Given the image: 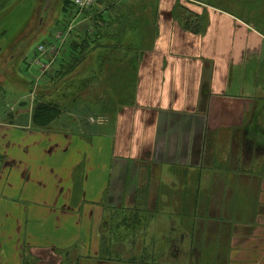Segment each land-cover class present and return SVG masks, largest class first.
<instances>
[{"label":"crops","instance_id":"obj_1","mask_svg":"<svg viewBox=\"0 0 264 264\" xmlns=\"http://www.w3.org/2000/svg\"><path fill=\"white\" fill-rule=\"evenodd\" d=\"M130 1L122 67L95 51L72 75L97 83L79 105L97 121L68 127L66 110L38 130L0 116V264H264V0L244 7L249 20Z\"/></svg>","mask_w":264,"mask_h":264},{"label":"rangeland","instance_id":"obj_2","mask_svg":"<svg viewBox=\"0 0 264 264\" xmlns=\"http://www.w3.org/2000/svg\"><path fill=\"white\" fill-rule=\"evenodd\" d=\"M194 1L222 8L232 14L245 18L248 17L243 12L244 7L252 3V0H241L240 4L243 3L244 6L236 10L235 7L239 0ZM43 2L44 0H0V8L3 7L0 10V116L3 117L5 122H8L9 118L15 116L18 113L17 111H20V114L25 115V117H31L38 103H49L56 105L59 110V114L54 120L56 128L61 127L60 120L66 110L68 115L76 116V118H68V127H73V123L70 120L74 121V119L83 121L86 124L90 121L92 122V119L97 121L94 116L93 118L88 117L91 115L86 108L79 109L81 103L86 105V103H91L96 99L95 95H98L95 88L97 87V83L91 78L85 82L74 80L69 84H63L62 79H57L59 74L57 76L56 74L61 69L70 70L77 62L72 58L71 51L76 49L85 39L88 42L82 45V48L86 47L87 49V59L95 52V48L102 47L106 43L105 41L120 39L121 37L119 36L124 33V25L129 15V12L125 10V6L129 5L131 1L99 0L96 6L88 13H79L72 6L71 0H53L51 7L43 16V21L38 32L31 37V33L36 28L40 17ZM145 2L152 4L155 0L143 1V3ZM102 8L110 9V11L102 13L101 17L104 19L106 25H99L100 29L97 30L95 14L98 9ZM75 21L78 23V26H76ZM70 24H74L76 26L75 31L79 33L76 34L72 43H61L58 37L60 39V35L64 32L65 27ZM257 28L264 34V25ZM85 31L86 34H84ZM79 34L80 36L78 37ZM98 34L100 35L97 36ZM38 47L44 48L43 53L37 50ZM104 49L103 51L109 54L116 52V56L114 54L106 56L103 62H107L108 57H111L110 60L115 61L116 67H122V65L118 66L120 64V61L117 60L119 53L117 54L116 50H109L110 48L108 47ZM17 50H19L18 54L3 69V63ZM64 51L71 53V59L64 60L63 57L60 58L61 53ZM78 52L83 53L84 50L82 49ZM48 56L50 59L54 57H57V59L54 62L52 61L54 64L46 72L42 73L45 66H47L46 63H50ZM34 68L37 69L34 70ZM88 68H91V63L88 64ZM104 79L106 81V76ZM116 82L118 83V79H116ZM103 93V91L99 92L101 98L100 103H97V106H95V109L98 107L95 110L96 112L106 111L109 104L101 103L104 99L105 101L109 100L108 94ZM113 94L114 92H111L110 96H113ZM254 103L264 105V89L262 87L258 99ZM8 148L11 149V145H8L6 149ZM6 149L2 152H6ZM0 159L2 162L3 157ZM122 222L121 219L117 218L110 225L111 240L114 239L116 242L122 243L124 235ZM165 227V224L160 225L158 230L163 232L166 229ZM63 256L65 260L63 264H69L67 263L69 262V255Z\"/></svg>","mask_w":264,"mask_h":264},{"label":"trees","instance_id":"obj_3","mask_svg":"<svg viewBox=\"0 0 264 264\" xmlns=\"http://www.w3.org/2000/svg\"><path fill=\"white\" fill-rule=\"evenodd\" d=\"M99 0H95V4H97ZM102 1V0H101ZM100 3V2H99ZM3 7L0 8V10H2ZM99 11V10H98ZM102 14L99 15L98 12H96L95 17H96V29H100L99 25H106L104 19L101 17ZM125 30L130 31V28L124 29V33L123 35L119 36L121 37L118 40H114V41H105L106 43H102V47H96L95 51L98 52H102L103 50H105V47L110 48L109 50H119L122 47H128L129 44H124V42L122 41V38L124 37L125 34ZM78 34V33H77ZM83 34V33H82ZM86 34V31L85 33ZM89 35V33H87ZM100 34H98L97 36H99ZM80 36V34H79ZM74 38V37H73ZM74 40V39H73ZM73 42V41H71ZM86 42H88L86 39L84 40L83 43H80L76 49H74L72 52V58L75 59V61H77L72 68L67 69V70H60L58 71V73L56 74V76L58 77L57 79H62V82H64L63 84L69 83V80H72L71 82H73L75 79V76H72L75 74L76 70L81 67L82 65H85V62L87 61V49L86 47L82 48V45L86 44ZM104 46V47H103ZM128 48H131L133 50V46L129 45ZM84 50L83 53L78 52L79 50ZM104 52V51H103ZM68 78V79H67ZM59 114V110L58 107L56 105L53 104H49V103H38L34 110L33 113L31 115V124L35 129L38 130H43L46 129L48 126H50L54 120L56 119L57 115ZM1 158V157H0ZM1 160V159H0ZM1 163V161H0Z\"/></svg>","mask_w":264,"mask_h":264},{"label":"water","instance_id":"obj_4","mask_svg":"<svg viewBox=\"0 0 264 264\" xmlns=\"http://www.w3.org/2000/svg\"><path fill=\"white\" fill-rule=\"evenodd\" d=\"M52 2L53 0H44L43 2V7H42V10H41V14H40V17L38 19V22H37V25H36V28L32 31L31 33V37L36 35V33L38 32L40 26H41V23L43 21V16L44 14L49 10V8L51 7L52 5ZM29 40V38H28ZM19 50H17L15 53H13L12 55H10L7 59H6V62L3 63V69L7 67V64L13 60L15 58V56L18 54Z\"/></svg>","mask_w":264,"mask_h":264},{"label":"built area","instance_id":"obj_5","mask_svg":"<svg viewBox=\"0 0 264 264\" xmlns=\"http://www.w3.org/2000/svg\"><path fill=\"white\" fill-rule=\"evenodd\" d=\"M95 0H72L75 8L78 11H87L94 5ZM40 50H43L42 47L39 48Z\"/></svg>","mask_w":264,"mask_h":264}]
</instances>
